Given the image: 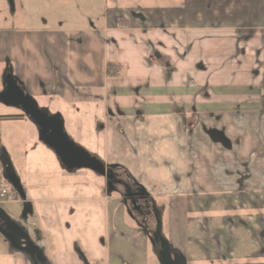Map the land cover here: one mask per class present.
Wrapping results in <instances>:
<instances>
[{"label":"crops","instance_id":"1","mask_svg":"<svg viewBox=\"0 0 264 264\" xmlns=\"http://www.w3.org/2000/svg\"><path fill=\"white\" fill-rule=\"evenodd\" d=\"M103 2L96 28L16 22L0 0V92L10 72L63 126L67 115L105 166L136 170L172 258L264 264V0ZM30 124L0 104V175L27 214L40 210L53 225L60 203H77L88 186L34 141ZM117 203L112 219L122 226ZM13 220L0 207V264H38ZM146 239L139 233L126 259L108 250L105 264H147Z\"/></svg>","mask_w":264,"mask_h":264},{"label":"rangeland","instance_id":"2","mask_svg":"<svg viewBox=\"0 0 264 264\" xmlns=\"http://www.w3.org/2000/svg\"><path fill=\"white\" fill-rule=\"evenodd\" d=\"M4 5H6L7 13L11 15L12 20L23 21L31 26L41 25L42 22H45L48 27H90L92 25L99 28L102 27L104 20L103 0H12L11 3L6 0ZM12 7H14V11L11 13ZM111 73L112 71L109 72V74ZM38 108L41 109L40 106ZM63 117L65 120L64 130L70 140L75 145L84 147L90 155L98 160L100 158L104 160L99 151L95 152L96 150L92 147L82 143L78 137L79 131H72L67 115ZM98 121L100 120L98 119L94 125L100 128ZM30 126L34 129L32 124ZM89 132H86L87 135H90L88 139L94 144L96 137L93 131ZM32 138L34 141L38 140L37 134L34 133ZM81 138L85 139L84 136ZM109 165L132 169L126 161L121 164L111 163ZM76 171L80 172L79 184H85L88 187L84 191H79L77 203H60L62 210L58 208V212L62 216L53 225L44 220V216H40V210L27 214L22 204L24 200H21L22 205L16 203L17 197L14 193L16 190L10 186V182L7 181L6 184L4 181H0V191L4 189L8 194L6 198L2 199L6 203L0 207L14 218L12 228L17 235V240L22 242L23 246L25 239L28 241L25 252L30 253L32 257L37 256L38 264H105L108 250L110 254L112 251H117L120 258H128L132 247L139 243V233H145L127 216L123 206V220L121 221L123 225L116 226L112 219L113 212H115L112 208L114 202L118 204L117 201H120L121 203L119 195L114 192L108 194L105 179L92 171L86 169ZM131 171L132 178L139 183L138 172L133 169ZM74 181H77V178H74ZM87 197L89 200L86 202ZM155 202L158 203V200L156 199ZM92 205H94V209L91 207ZM87 207L92 209L89 215ZM71 213L75 215L73 219L69 218ZM65 222L70 223L69 228L65 226ZM159 224L161 228L160 219ZM113 231L118 232L119 240L112 241L110 237ZM163 233L166 232L163 230ZM15 246L20 249L18 243ZM146 249L147 264H159L155 249L149 240H147Z\"/></svg>","mask_w":264,"mask_h":264},{"label":"water","instance_id":"3","mask_svg":"<svg viewBox=\"0 0 264 264\" xmlns=\"http://www.w3.org/2000/svg\"><path fill=\"white\" fill-rule=\"evenodd\" d=\"M3 82L4 89L0 92V104L22 111L36 127L39 142L55 154L65 170L86 169L92 171L105 179L108 194L114 192L112 184L116 183V180H114L111 170L117 166H105L84 148L75 145L65 132L60 116L50 115L45 110L39 109L37 104L25 94L21 85L10 72L6 73ZM153 241L157 242L156 246H158V242L160 245V250L157 252L159 264H183L180 259L171 257L168 243L159 235V232L154 235ZM150 242L153 244L151 240Z\"/></svg>","mask_w":264,"mask_h":264},{"label":"flooded vegetation","instance_id":"4","mask_svg":"<svg viewBox=\"0 0 264 264\" xmlns=\"http://www.w3.org/2000/svg\"><path fill=\"white\" fill-rule=\"evenodd\" d=\"M111 174L116 180V183L112 184V188L114 193L119 195L127 216L153 242L154 245H151L157 254L158 250H160V245L158 242V246H156L157 242L153 241V239L158 232L160 235V214L155 208L153 200L122 168L116 167L112 169Z\"/></svg>","mask_w":264,"mask_h":264},{"label":"built area","instance_id":"5","mask_svg":"<svg viewBox=\"0 0 264 264\" xmlns=\"http://www.w3.org/2000/svg\"><path fill=\"white\" fill-rule=\"evenodd\" d=\"M7 196H8L7 191H5L4 189H2L0 191V198H1V200L4 199V198H6Z\"/></svg>","mask_w":264,"mask_h":264},{"label":"trees","instance_id":"6","mask_svg":"<svg viewBox=\"0 0 264 264\" xmlns=\"http://www.w3.org/2000/svg\"><path fill=\"white\" fill-rule=\"evenodd\" d=\"M113 70H114V68L112 65H107V71L108 72L113 71ZM0 181H3V178L1 177V175H0Z\"/></svg>","mask_w":264,"mask_h":264}]
</instances>
